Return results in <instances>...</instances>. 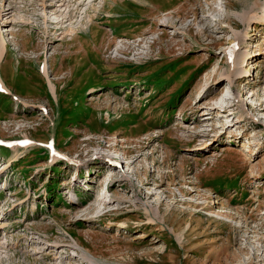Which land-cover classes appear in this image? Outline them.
<instances>
[{"label": "rangeland", "instance_id": "obj_1", "mask_svg": "<svg viewBox=\"0 0 264 264\" xmlns=\"http://www.w3.org/2000/svg\"><path fill=\"white\" fill-rule=\"evenodd\" d=\"M263 16L0 0V264H264Z\"/></svg>", "mask_w": 264, "mask_h": 264}, {"label": "bare ground", "instance_id": "obj_2", "mask_svg": "<svg viewBox=\"0 0 264 264\" xmlns=\"http://www.w3.org/2000/svg\"><path fill=\"white\" fill-rule=\"evenodd\" d=\"M17 4V3H16ZM82 10H84V8H82ZM19 11V10H18ZM74 13V12H73ZM21 17H22V15H20ZM68 16V15H67ZM66 16V17H67ZM77 16H78V14H77ZM76 18V17H75ZM69 19V18H68ZM72 19V18H71ZM71 19H69V23H66V24H64L65 25V27L63 28V30H62V32H61V35H64V37L62 38V42H63V44H66V43H68V42H70V40H71V38H69L70 37V35H71V27H72V22H71ZM262 19V18H261ZM263 19H264V16H263ZM62 22V21H61ZM71 25V26H70ZM74 26V25H73ZM62 27H63V25H62ZM74 30V29H73ZM73 33V32H72ZM73 35V34H72ZM69 36V37H68ZM242 37V36H241ZM2 39V38H1ZM3 40V39H2ZM64 46V45H63ZM3 49H2V44L0 43V59H1V56H2V53L4 52V51H2ZM249 59H250V56L248 55H245L244 57H238L237 58V60H236V62H235V72L236 73H238V71H241V70H243V71H241L240 73H241V75H239V77H237V79L238 78H248L249 76H250V74L249 73H247V70L245 71L244 70V68L246 67L244 64H246L247 62H249ZM241 69V70H240ZM239 74V73H238ZM228 75V74H227ZM232 78V77H231ZM223 80H225V81H228V83H229V85L231 86V87H233V83L234 82H236L237 80H236V78L233 80V81H229V79L227 78V77H225V78H223ZM224 104V102H220L218 105H216V107H215V109L218 107L219 108V106H222ZM227 107H232V106H229V105H226ZM263 109H261L260 108V111H262ZM211 114H214V113H211ZM131 133V132H130ZM136 161V158H134L133 159V161H131V164H134V162ZM121 168H122V166H121ZM112 170V172H113V169H111ZM110 170V171H111ZM111 175H114L115 176V174H111ZM122 177H127L126 176V174H124ZM143 184H145V183H143ZM111 185H113V184H111ZM144 186V185H143ZM142 187V186H141ZM144 192V188H141V193H143ZM103 199H104V197H103ZM100 201V200H99ZM102 202H104V201H102ZM91 206H88V208H90ZM88 208H86V209H88ZM158 208H160V207H158ZM88 210H90V209H88ZM34 217V216H33ZM80 219H82V218H80ZM39 242H41V241H39ZM38 243V242H37ZM64 245V244H63ZM63 245H61V246H63ZM44 246V245H43ZM51 246H53V245H51ZM61 246H59V247H61ZM65 246H67V245H65ZM69 246V245H68ZM53 247H55V246H53ZM50 249V248H49ZM58 250V249H57ZM36 252V251H35ZM56 252V251H55ZM61 255L62 254H66V252L64 251V250H60V252H59ZM103 257H106V255H102ZM66 258H68V259H71V260H74L77 264H91V262H89V260H87V259H89V257L88 256H84V255H79V254H76V256H67ZM92 261V260H91ZM92 263H93V261H92ZM124 264H128L127 262H125Z\"/></svg>", "mask_w": 264, "mask_h": 264}, {"label": "crops", "instance_id": "obj_3", "mask_svg": "<svg viewBox=\"0 0 264 264\" xmlns=\"http://www.w3.org/2000/svg\"><path fill=\"white\" fill-rule=\"evenodd\" d=\"M0 77L2 78V75H1V73H0Z\"/></svg>", "mask_w": 264, "mask_h": 264}]
</instances>
